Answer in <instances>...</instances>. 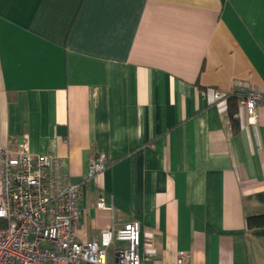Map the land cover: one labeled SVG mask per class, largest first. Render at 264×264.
Segmentation results:
<instances>
[{
    "label": "crops",
    "instance_id": "crops-1",
    "mask_svg": "<svg viewBox=\"0 0 264 264\" xmlns=\"http://www.w3.org/2000/svg\"><path fill=\"white\" fill-rule=\"evenodd\" d=\"M239 85L264 91V0H0V146L27 136L73 182L105 152L77 238L137 220L145 264H264L247 226L264 213V105L254 124L238 106L235 132Z\"/></svg>",
    "mask_w": 264,
    "mask_h": 264
},
{
    "label": "built area",
    "instance_id": "built-area-1",
    "mask_svg": "<svg viewBox=\"0 0 264 264\" xmlns=\"http://www.w3.org/2000/svg\"><path fill=\"white\" fill-rule=\"evenodd\" d=\"M233 94L248 122L256 123L264 91L239 85ZM214 96L226 97L218 89ZM106 159L103 151L94 155L85 180L73 182L54 172L51 156L32 152L27 136L13 148L0 146V264H145L152 258L155 250L144 246L137 220L88 240L77 238L80 188L98 181ZM99 206L110 208L105 200ZM187 263L188 256L179 253L176 264Z\"/></svg>",
    "mask_w": 264,
    "mask_h": 264
},
{
    "label": "trees",
    "instance_id": "trees-1",
    "mask_svg": "<svg viewBox=\"0 0 264 264\" xmlns=\"http://www.w3.org/2000/svg\"><path fill=\"white\" fill-rule=\"evenodd\" d=\"M228 101V113L231 119L232 127L235 132L240 128L239 119L236 116L238 113V102L235 95H230L227 98ZM247 226L255 231L259 235H264V213L253 214L247 216Z\"/></svg>",
    "mask_w": 264,
    "mask_h": 264
}]
</instances>
